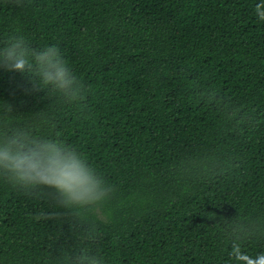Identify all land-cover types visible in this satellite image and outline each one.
Here are the masks:
<instances>
[{
	"label": "trees",
	"instance_id": "trees-1",
	"mask_svg": "<svg viewBox=\"0 0 264 264\" xmlns=\"http://www.w3.org/2000/svg\"><path fill=\"white\" fill-rule=\"evenodd\" d=\"M259 0H0V44L56 45L69 104L0 70V101L76 149L110 188L77 217L0 179V264H254L264 256V21ZM94 231V237L85 234Z\"/></svg>",
	"mask_w": 264,
	"mask_h": 264
},
{
	"label": "clouds",
	"instance_id": "clouds-1",
	"mask_svg": "<svg viewBox=\"0 0 264 264\" xmlns=\"http://www.w3.org/2000/svg\"><path fill=\"white\" fill-rule=\"evenodd\" d=\"M255 14L264 21V0ZM0 70L27 75L34 91L44 90L69 104L82 98V85L56 45L32 47L20 32L10 33L0 44ZM10 103L0 101V179L43 194L53 190L58 205L77 217L102 210L110 188L74 148L31 126H21ZM94 237V231L85 234ZM58 264H104L86 246L63 251ZM254 264H264V256Z\"/></svg>",
	"mask_w": 264,
	"mask_h": 264
}]
</instances>
